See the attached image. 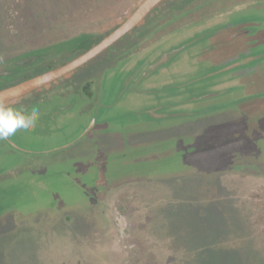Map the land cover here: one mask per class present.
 I'll return each instance as SVG.
<instances>
[{"label":"rangeland","instance_id":"1","mask_svg":"<svg viewBox=\"0 0 264 264\" xmlns=\"http://www.w3.org/2000/svg\"><path fill=\"white\" fill-rule=\"evenodd\" d=\"M142 1L57 22L44 0H0V83ZM148 19L119 66L92 68L91 99L51 98L37 138L11 137L28 153L3 147L0 264H264V0H165Z\"/></svg>","mask_w":264,"mask_h":264},{"label":"flooded vegetation","instance_id":"2","mask_svg":"<svg viewBox=\"0 0 264 264\" xmlns=\"http://www.w3.org/2000/svg\"><path fill=\"white\" fill-rule=\"evenodd\" d=\"M108 0H102L100 2L102 8L103 5L107 4ZM165 1V0H164ZM161 4V3H160ZM159 4V5H160ZM158 5V6H159ZM101 6L99 8H101ZM157 6V7H158ZM156 7V8H157ZM98 8V9H99ZM155 8V9H156ZM93 9V6L89 7L88 10ZM96 9V8H95ZM154 9V10H155ZM153 10V11H154ZM150 15V14H149ZM149 15L144 19V21L146 22H142L141 24H139L135 30L132 29L130 32H128L126 35H124L122 38H120L118 41H116L113 45H111L109 48H107L106 50H104L102 53H100L98 56H96L95 58H93L92 60H90L89 62H87L86 64L82 65L81 67L77 68L76 70L68 73L67 75H64L60 78H58L57 80L44 85L38 89L33 90L32 92L21 96L19 98H16L14 100L8 101V105L14 108H18V109H22L26 112H29V108H33V107H37V108H41L43 105H48L49 101L51 100V98L53 97H64V93L66 91H70L73 90L71 92H68V100L65 104L63 103L62 105H60L58 108L62 109V110H66L67 109H72L74 108V106L77 103V100L80 97H86L91 99L94 94H95V86H97V80L95 79H91V77L88 78V75L91 74V71L93 70L92 68L94 66H98L101 63H105L106 61H110L111 59L113 60L115 58V63L113 64L114 66H119V62L120 59L118 56V53H122L123 51H131V49H134V46L138 43V41L142 40L143 38H145V34L143 33V31L140 33V31L142 30L143 27L147 26V18H149ZM143 33V34H142ZM138 34V35H137ZM136 35L137 42H134V37ZM239 35H241L239 33ZM48 36V34H47ZM104 36L102 35L96 38H90V39H99V38H103ZM87 38L83 39L86 40ZM44 40L41 39V42L39 44H37V46H41L44 45ZM96 44V43H95ZM94 44V45H95ZM28 45H33L31 41H28ZM80 46V44H79ZM37 48V47H36ZM91 48V47H90ZM43 49V48H42ZM89 48L86 49H82L81 47H78L77 51L71 52L70 54L66 55L65 57L53 60V61H46V63H44L41 67L35 69V70H31V67H34L37 65V63L33 64H27V67L23 68V67H19V69H17V73L13 75L12 79L9 82H3L0 83V90L13 86L15 84H18L22 81H25L29 78L35 77L39 74H42L46 71H49L51 69L57 68L61 65L58 66H54V67H50V64L54 61L57 60H62L61 64H65L71 60H73L74 58H76L77 56H79L80 54H82L83 52L87 51ZM168 55L164 56V59L167 57ZM98 57V58H97ZM250 58V57H249ZM247 59H241V60H248ZM13 59V58H11ZM96 59V60H94ZM161 62H157L154 64L153 68L155 67V65L161 64ZM29 66V67H28ZM49 67V68H48ZM81 72L82 76L77 77V75ZM89 72V73H88ZM84 74V75H83ZM12 76V74H11ZM10 76V78H11ZM219 94H221V92L215 91L214 93H211L209 96H218ZM47 109H45L43 112H46ZM46 118V113H44V117L38 119V122L40 121L41 123H44V120ZM46 121V120H45ZM90 131V129H88L87 131H85L84 133L81 134V137H83L84 135H86L88 132ZM37 134H39V132H37ZM21 138H25V139H35L36 134L33 132L31 133L30 131L28 133L22 134ZM79 137L76 139L78 140ZM75 142V141H74ZM3 147H10V148H15L18 149L22 152H26L28 153V148H21L17 146V143L13 141V139L10 137L6 140H0V154L2 153V149ZM59 148L58 147H53V148H43L41 150H38L40 153H49L51 152L53 149ZM37 151H34V153H36ZM1 156V155H0ZM1 159V157H0ZM8 171L6 170V168L4 167V160H0V174H7ZM118 214L120 213V210L117 209ZM149 218V217H148ZM127 222V221H126ZM116 224V223H115ZM117 228V226H116ZM117 231L119 232L120 230L117 229ZM122 235V238H127L129 235V231H128V226L127 224L124 226L123 231H121L120 233ZM125 242V241H124ZM129 245L133 246V244L131 242H127L125 247H128ZM159 255H162V253H160ZM174 260V257H171ZM169 261V260H168Z\"/></svg>","mask_w":264,"mask_h":264},{"label":"water","instance_id":"3","mask_svg":"<svg viewBox=\"0 0 264 264\" xmlns=\"http://www.w3.org/2000/svg\"><path fill=\"white\" fill-rule=\"evenodd\" d=\"M163 1L164 0H143L117 28H115L112 32L102 38L87 51L57 68L46 71L13 86L1 89L0 99L11 101L24 96L33 90L47 85L86 64L113 45L132 29L141 24L144 19Z\"/></svg>","mask_w":264,"mask_h":264},{"label":"trees","instance_id":"4","mask_svg":"<svg viewBox=\"0 0 264 264\" xmlns=\"http://www.w3.org/2000/svg\"><path fill=\"white\" fill-rule=\"evenodd\" d=\"M101 1L102 0H44V4L42 6H48L47 9H44L45 11H42L46 14L44 20L59 22L62 20L66 21L67 19H78V16L83 13L84 10H88L89 7L93 6V8H99L101 6ZM100 40L101 38L96 40L87 38L86 40H82L79 47L82 49L90 48Z\"/></svg>","mask_w":264,"mask_h":264},{"label":"clouds","instance_id":"5","mask_svg":"<svg viewBox=\"0 0 264 264\" xmlns=\"http://www.w3.org/2000/svg\"><path fill=\"white\" fill-rule=\"evenodd\" d=\"M39 119V109L33 107L30 112L8 105L0 99V140H6L17 132L27 133L34 129Z\"/></svg>","mask_w":264,"mask_h":264}]
</instances>
